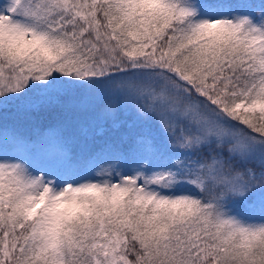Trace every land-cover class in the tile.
<instances>
[{"label": "snow or ice", "instance_id": "obj_1", "mask_svg": "<svg viewBox=\"0 0 264 264\" xmlns=\"http://www.w3.org/2000/svg\"><path fill=\"white\" fill-rule=\"evenodd\" d=\"M0 264H264V0H0Z\"/></svg>", "mask_w": 264, "mask_h": 264}]
</instances>
